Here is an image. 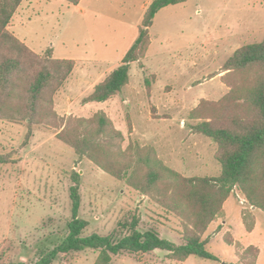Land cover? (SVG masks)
I'll return each mask as SVG.
<instances>
[{
  "label": "rangeland",
  "instance_id": "obj_1",
  "mask_svg": "<svg viewBox=\"0 0 264 264\" xmlns=\"http://www.w3.org/2000/svg\"><path fill=\"white\" fill-rule=\"evenodd\" d=\"M54 5L48 0H22L8 29L36 49L44 43L57 45L59 37L63 42L71 37L74 40L66 46L72 50L100 56L104 52L114 55L130 35L126 29L117 32L113 24L104 33L92 32L90 14L83 21L78 13L62 12ZM150 31L148 66L142 62L146 54L135 61L129 69L131 82L122 93L105 104H86L83 98L88 94L71 93L70 98L77 99L61 107L54 98L64 82L53 95V108L64 118H88L102 110L122 134V149L130 143L151 146L167 167L185 177L217 176V144L192 131L196 120L191 113L201 100L217 101L227 92L221 79L224 73L214 76L227 58L238 47L264 38V0H186L162 10ZM86 35L96 37L93 44ZM104 38L110 39L107 46ZM75 39L80 41L77 45ZM195 55L196 67L191 61ZM140 70L144 82H139ZM145 81L152 93L146 91ZM27 131L25 122L0 119V156L9 160L0 164V264L34 263L66 234L73 172L80 175L79 217L88 222L84 235H109L120 228V222L135 216L141 230L154 228L161 238L183 243L179 219L125 179L114 178L86 158L79 159L71 146L56 137L57 130L34 125L26 138ZM227 199L201 234L207 240L206 250L216 259L189 256L177 261L166 250H154L121 253L110 264H264L263 211L251 206L236 187ZM96 256L97 251L86 248L59 253L51 264H93Z\"/></svg>",
  "mask_w": 264,
  "mask_h": 264
},
{
  "label": "trees",
  "instance_id": "obj_2",
  "mask_svg": "<svg viewBox=\"0 0 264 264\" xmlns=\"http://www.w3.org/2000/svg\"><path fill=\"white\" fill-rule=\"evenodd\" d=\"M21 1L0 0V119L25 122L26 138L34 125L57 130L56 137L71 146L79 159L86 158L114 178L125 179L179 219L184 229L183 243L176 245L161 238L154 228L141 230L139 218L133 216L120 222V228L109 235H84L88 222L79 217L80 175L73 172L66 234L52 250L30 264H51L59 253L86 248L97 251L93 264H110L112 257L121 253L154 250H166L177 261L189 256L216 259L206 250L207 240L201 239V234L221 213L234 187L264 213V38L238 47L227 58L221 67L227 92L217 101L201 100L191 113L196 120L192 131L217 144L219 175L185 177L167 167L151 146L130 143L122 149V134L102 110L88 118L57 114L53 95L75 62L53 57L50 47L38 54L8 29ZM66 1L77 4L79 0ZM185 1L152 0L120 64L83 101L104 102L120 93L129 81L130 64L139 61L149 48V29L157 12ZM146 87L149 89L148 82ZM8 161L7 156H0V164Z\"/></svg>",
  "mask_w": 264,
  "mask_h": 264
},
{
  "label": "crops",
  "instance_id": "obj_3",
  "mask_svg": "<svg viewBox=\"0 0 264 264\" xmlns=\"http://www.w3.org/2000/svg\"><path fill=\"white\" fill-rule=\"evenodd\" d=\"M48 1H50V3L53 2L55 4L54 7L56 8V10L60 9V11H61V9H62V12H69V13H74V14L78 13L80 18L83 21L85 20V17L88 14H90V16H92L93 19L90 20V27H88V28H89V30L91 28L92 32L100 30L102 33H104L106 28L107 27L110 28L112 24L115 26V29L117 32L122 33L121 30H123V29H126V30H128V32H130V35L123 38V41L120 43L121 47L116 48V50H115L116 52L114 55L113 54H110V55L105 54L107 52H104L103 55H101V56L97 55L96 53L91 54V55H84L83 51L80 52L81 50H72L71 48L66 46V45H70L72 40H74L71 37H68V41H64V42H63L64 39H61L59 37L58 41H57L58 42L57 45H56V43L55 44L51 43L48 46L47 43H44V44H42L41 47L36 49V48L32 47L31 45H28L25 38H23V37L19 38L16 35L29 48H31L34 52H36L38 54H42L48 47H50L52 49L53 57L58 58V59H71L75 62L74 68H73L70 76L67 78L64 85L58 90V93L56 94V96L54 98L55 99V105H57V106L59 104H60V106L62 105L61 107H65L68 104L71 106L72 103L77 99V97L70 98L71 95H69V94L72 93V95H74V96L77 94H80V93H81L80 96H85L87 94H90V92L92 91V88L97 83L101 82L105 78L106 74H108L117 65L120 64L123 55L125 54V52L128 50V48L132 45V43L136 39L137 34H138V27L140 25L143 13H144L147 5L152 0H79L77 4H70L66 0H48ZM179 4H182V3H179ZM179 4L169 5V6L162 8L161 10H159L153 19L152 26L154 24V20L162 12V10L167 9L168 7H175L176 5H179ZM117 10H119L117 15H115V16L108 15V13H113V12H116ZM84 26L87 27V24L85 23ZM151 27H150V29H151ZM150 29H149L150 45H149V48L147 50V53H148L150 46L152 44V41H153V39L151 37ZM85 31H87V30L85 29ZM106 34H108V33L106 32ZM62 37H64V35ZM84 37H85V35H84ZM98 37L100 38V36H98ZM86 39L91 41L92 42L91 44H93L94 39H96V37L93 38L92 35L91 36L86 35ZM108 40H110V39L107 38L105 40V38H104V46H107L105 42H107ZM78 42H80V41L75 39L74 43L76 45ZM101 42L103 43V40H101ZM147 53H146V56L144 57V59L142 60V62L144 61L143 67L148 66V64H146V62H145V61H147L146 59L148 58ZM191 61L193 62L192 66L196 67L197 61H198L197 56L195 55L194 58L191 59ZM134 63L135 62H132L131 66H130L131 69L133 68ZM80 64H82L83 66H81ZM130 73H131V71H130ZM150 74L157 76L152 71ZM137 75L139 77V82H141V81L144 82V77H143L144 74H143L142 70H140V72H138ZM220 75H222V72H220L216 75L214 74L215 77H220ZM76 78H78V80ZM130 82H131V74H129V84H130ZM146 89H147V87H146ZM146 91H149L150 93H152L153 89L149 85V89H147ZM120 93H122V92H120ZM65 101H66L67 105L63 104V103H65ZM57 102H59V104ZM107 102H108V100H106L104 102H98V103L105 104ZM91 103H94V102H89L86 104H91ZM227 201H229V200L227 199L226 202ZM225 203H224V206H225Z\"/></svg>",
  "mask_w": 264,
  "mask_h": 264
}]
</instances>
